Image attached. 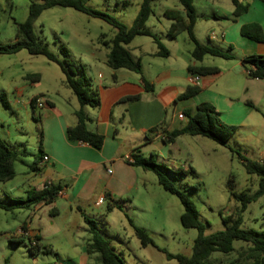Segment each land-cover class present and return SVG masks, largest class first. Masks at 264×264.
<instances>
[{
  "label": "rangeland",
  "instance_id": "1",
  "mask_svg": "<svg viewBox=\"0 0 264 264\" xmlns=\"http://www.w3.org/2000/svg\"><path fill=\"white\" fill-rule=\"evenodd\" d=\"M30 1L0 0V43L14 40L16 22L26 19ZM141 1L86 0V4L130 26ZM195 4L198 11L200 4L204 3L196 1ZM177 7L181 8L178 0L153 1V12L148 17L147 25L160 40V36H163L169 42L174 41L163 27L165 21H170L163 15V10ZM204 25L201 26L202 30L205 29ZM33 28L36 34L47 40L51 51L59 53V45H65L76 64L73 69L78 74L83 73L91 84L96 85L102 74L108 76L110 68L106 64V55L109 47L102 40L111 39L116 29L106 21L70 7L53 6L41 12ZM140 40L145 41V46L154 44L153 39L145 35H137L133 43ZM177 45L180 49L193 47L185 32L178 35ZM206 59V63L220 69L217 74L219 85L233 86L235 92L232 95L235 98H247L246 101L254 106L248 122L236 124L237 130L225 145L205 136L188 134H182L173 144L175 161L186 169L192 167L194 171L188 170L184 175L165 171L192 199L204 225L203 232L209 235L224 228L222 216H236L240 202L235 194H252L258 188L257 175L247 173L231 149L255 160H259L264 153V79L250 78L246 74L232 76L226 72V66L231 61L211 55H207ZM30 73H39L40 80L32 82L25 79V75ZM130 73L138 76L133 71ZM60 79L64 83V75L58 64L42 55H31L26 49L0 55V92L5 93L9 102L7 107L0 103V137L29 164L38 152L41 127L37 116L33 117L28 98L32 92H36L32 91L34 87L47 89L49 94L57 96L58 87L62 89ZM15 89L24 91L23 95H16ZM35 110L34 114L37 115L40 110ZM154 154L156 163L168 169L177 168L171 162L157 161L156 152ZM15 165L17 169L24 167L18 160ZM140 173L139 181L143 182L141 192L135 195L132 205L107 210L106 203L96 206L90 201L82 206L83 213L94 221L95 230L114 246L125 264H179L175 258L168 259L166 253L189 256L198 231L181 225L179 217L183 207L178 197L166 191L153 172ZM32 177V170L28 173L18 172L12 179L0 182V203L12 206L10 209L0 207V264H100L98 253L87 255L84 252L90 236V224L78 210L67 209L60 200L56 207L57 214L52 215L48 206L34 210L33 206L17 207L16 202L4 196L5 193L10 195L16 188V191L18 188L27 189ZM196 183L200 184L198 188L193 187ZM19 196L26 198L25 193ZM241 218L242 228L264 232V193L247 204ZM128 219L144 228L152 242L143 246ZM22 221L32 222L31 226L40 233V242L49 246L51 251L31 255L28 250L30 240L24 234L20 236L22 242H16V231ZM232 245L239 248L247 246V243L234 240ZM213 256L217 260H227L235 253L227 256L214 253Z\"/></svg>",
  "mask_w": 264,
  "mask_h": 264
},
{
  "label": "crops",
  "instance_id": "2",
  "mask_svg": "<svg viewBox=\"0 0 264 264\" xmlns=\"http://www.w3.org/2000/svg\"><path fill=\"white\" fill-rule=\"evenodd\" d=\"M196 1L204 3L200 4L198 11ZM241 1L248 3L247 9L233 19L231 0H193L196 11V39L201 44L229 53L231 58L227 60L231 63L226 66V72L235 77L247 75L241 61L242 56L253 53L264 55V41H256L240 33L241 25L257 23L264 34V0ZM177 9L181 11L182 7ZM202 24H205L203 30ZM169 25L170 21L163 24L166 32ZM151 31L156 34L153 29ZM134 38L125 47L134 58L139 59L142 73H137L136 76L130 73L131 70H113L109 67L108 76L102 74L97 84H92L99 105L84 106L88 116L87 128L104 136L100 148L68 138L67 128L76 122L74 112L79 108V103L72 90L62 82V78V89L58 87L57 96L49 94L47 89L34 87L32 91L36 92L30 94L28 103L30 104L33 96L42 95L46 99V105L42 108L36 107L40 111L37 115L34 114L38 116L41 127V152L38 147L31 164L17 156L16 160L24 167L19 166L17 169L14 162L15 176L18 172L28 173L32 170L34 177L30 178L27 189L18 188L16 191V188L11 191V196L5 193L7 199L15 203L14 199H24L19 196L22 193L27 195L30 189H41L50 183L60 187L56 199L50 204L43 201L33 204V210L43 205L48 206L49 210L56 208L62 200L67 209L73 211L75 208L84 218L82 206L90 201L98 206L118 200L119 205L127 207V204L132 205L135 195L140 194V185L143 182L139 181V174L145 172L127 162L132 151L137 149L144 157L156 152L157 161L171 162L176 167L186 169L174 158L173 144L182 134L173 142L163 141L166 131L180 128L186 123L187 117L183 111L189 110L192 113L198 103L206 101L214 105L217 114L226 123L243 125L245 121L248 122V116L254 109L253 103L247 102V98H235L232 95L235 92L233 86L218 84L217 74L220 69L214 74L200 75L199 91L188 98L177 99L190 85L191 73L187 70L188 65L215 66L205 62L207 55L202 60H194L190 55V46L184 49L178 47V35L171 38L174 41L170 42L160 36V41L169 51L166 57L154 55L157 50L154 40V44L145 46L144 40L133 43ZM142 78L151 83L150 89L145 88ZM15 93L23 95L24 91L15 89ZM128 96L138 98L120 101ZM179 114H183V117H179ZM43 154L49 157L45 162L41 160ZM100 197H103V202L96 204ZM31 223L22 221L18 225L17 236H21L18 231L22 229L26 232L24 236L40 237L39 231ZM84 252L88 255L86 245Z\"/></svg>",
  "mask_w": 264,
  "mask_h": 264
},
{
  "label": "trees",
  "instance_id": "3",
  "mask_svg": "<svg viewBox=\"0 0 264 264\" xmlns=\"http://www.w3.org/2000/svg\"><path fill=\"white\" fill-rule=\"evenodd\" d=\"M153 1L142 0L132 24L127 26L110 14L88 6L86 0H31L26 19L22 22H16L14 40L8 43H0V55L16 53L21 49H26L31 55H42L47 60L58 64L64 75V84L72 90L79 103V108L74 112L76 122L68 126L67 136L71 140H78L100 148L103 144L104 136L87 128L88 116L84 110V106L87 104L93 107L99 105L96 90L92 88L90 80L83 73L78 74L73 69V66H76V64L71 59L69 49L65 45L60 44L59 53L51 51L47 40L35 33L33 28L34 22L43 10L53 6L70 7L91 17L101 18L116 29L111 39L102 40V43L109 47L106 55V64L113 70L124 68L141 74L142 67L139 59L134 58L125 47L135 36H150L157 46L154 55L166 57L169 54L168 49L163 45L159 37L146 24L148 17L153 12ZM178 2L182 7L181 11L176 8H165L163 10V15L170 20L167 35L170 38H175L180 33L185 32L193 43L190 55L194 60H202L205 55L219 56L226 59L231 58L229 53L201 44L196 39L194 34L196 11L193 0H178ZM124 3H127V1H124ZM231 3L233 5V19L245 12L248 6L247 2H242L241 0H231ZM240 33L253 40L264 41V34L257 23L241 25ZM241 61L245 65L248 77L264 79V55L256 53L247 54L241 57ZM187 70L189 73H197L199 75L218 72V68L215 66L192 64L187 66ZM25 79L36 82L39 81L40 75L39 73H30L25 75ZM142 80L145 88L150 89L152 87L151 83L146 79L142 78ZM199 89L198 85H188L178 95L177 99L188 98L197 93ZM36 97L33 96L30 100L34 118H36L34 115ZM137 98L138 96H128L120 101ZM0 103L6 107L8 106V100L4 92H0ZM183 114L187 117L186 123L180 128L166 131L163 136L165 143L173 142L181 134H188L205 136L219 144L225 145L238 128L236 124L223 121L218 116L214 105L210 102H200L196 105L194 112L190 113L189 110H185ZM41 142L42 134L40 131L39 152H41ZM231 151H235L247 173L257 175L258 188L252 194H235V198L240 202L236 216L234 218L222 216L224 228L209 235H205L203 232L204 225L199 218L198 210L192 199L165 171L167 170L174 175H184L188 170L193 172L194 169L190 166L187 169H183L182 167L168 169L165 165H160L153 160L154 153H151L149 157H144L137 149L131 152L132 161L127 162L135 167H140L144 171L153 172L157 177V182L166 191L178 197L183 207L179 217L181 225L185 228H196L198 231L189 256L167 252L166 257L168 259L175 258L179 264H264V232L241 227V212L249 202L254 201L264 193V154L259 160H255L245 157L236 149H231ZM17 156V152L11 149L4 139L0 137V182H6L15 176L14 162ZM37 158L36 156L35 159ZM199 185V183H196L193 187L198 188ZM59 190L60 187L58 185L50 183L41 189L32 188L27 192L26 198L15 201L17 203L16 206L29 208L40 201L50 204L56 199ZM114 206L121 207L118 204V200L109 202L107 210H111ZM0 207L10 209L12 206L0 203ZM49 213L55 215L57 214V209L52 207ZM84 220L90 224L88 229L90 238L86 243V252L88 254L98 253L100 264H125L114 246L95 230L94 221L86 216H84ZM128 221L143 246L152 242L144 228L135 225L130 219ZM22 228L25 229V226L22 225ZM28 238L30 240L28 250L31 255H35L40 251H51L49 246H44L39 242L40 237L33 236L32 238ZM17 239V243L22 242L20 236ZM234 240H243L247 243V246L234 248L232 245ZM32 241L34 242L32 243ZM214 253H220L225 256L235 253V256L227 260H217L213 256Z\"/></svg>",
  "mask_w": 264,
  "mask_h": 264
},
{
  "label": "built area",
  "instance_id": "4",
  "mask_svg": "<svg viewBox=\"0 0 264 264\" xmlns=\"http://www.w3.org/2000/svg\"><path fill=\"white\" fill-rule=\"evenodd\" d=\"M199 78H200V75L199 74H197V73H191L190 75H189V84L190 85H198V81H199ZM35 105H36V107H38V108H42V107H44L45 105H46V99L44 98V96H42V95H38L36 98H35ZM179 117H183V114H179ZM49 159V157H48V155L47 154H43L42 155V157H41V160H42V162H45V161H47ZM128 161H132V157L131 156H129L128 157ZM49 184V183H48ZM103 197H100L98 200H97V202H96V204H100V203H102L103 202ZM18 233L19 234H25L26 232L24 231V230H22V229H20L19 231H18ZM32 238V237H31ZM34 241H32V243H33Z\"/></svg>",
  "mask_w": 264,
  "mask_h": 264
}]
</instances>
